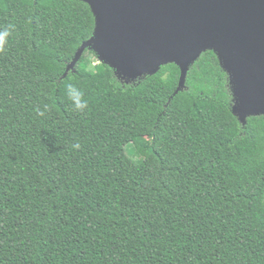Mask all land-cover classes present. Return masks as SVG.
Here are the masks:
<instances>
[{"label":"trees","instance_id":"16d2710c","mask_svg":"<svg viewBox=\"0 0 264 264\" xmlns=\"http://www.w3.org/2000/svg\"><path fill=\"white\" fill-rule=\"evenodd\" d=\"M94 25L76 0H0V264H264V115L233 114L212 51L177 93L174 64L68 68Z\"/></svg>","mask_w":264,"mask_h":264},{"label":"water","instance_id":"95a60500","mask_svg":"<svg viewBox=\"0 0 264 264\" xmlns=\"http://www.w3.org/2000/svg\"><path fill=\"white\" fill-rule=\"evenodd\" d=\"M94 17L85 50L123 79L156 74L162 66L180 70L177 92L190 67L212 51L228 75L240 121L264 115V0H76Z\"/></svg>","mask_w":264,"mask_h":264},{"label":"clouds","instance_id":"9594fccd","mask_svg":"<svg viewBox=\"0 0 264 264\" xmlns=\"http://www.w3.org/2000/svg\"><path fill=\"white\" fill-rule=\"evenodd\" d=\"M10 28L11 26H8L7 28H4L3 30H0V52H3L5 49L7 38L10 35ZM66 94L69 97V99L72 101V107L77 112H83L88 107V102L84 98V93L81 89L77 88L73 84H68L66 89ZM49 106L44 105L43 110H40L39 108L36 109L38 116H44L45 112L48 111ZM74 148L79 149L80 145L79 143L73 145Z\"/></svg>","mask_w":264,"mask_h":264},{"label":"rangeland","instance_id":"374dc122","mask_svg":"<svg viewBox=\"0 0 264 264\" xmlns=\"http://www.w3.org/2000/svg\"><path fill=\"white\" fill-rule=\"evenodd\" d=\"M140 140H141V139H139V140H135V141L133 142V144L139 143V142H140ZM129 151H133V148H130V150H129Z\"/></svg>","mask_w":264,"mask_h":264}]
</instances>
